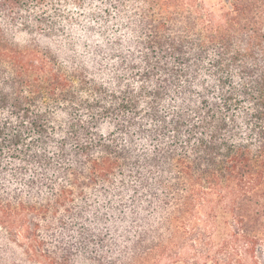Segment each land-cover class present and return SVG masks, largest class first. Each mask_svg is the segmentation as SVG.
<instances>
[{
  "label": "trees",
  "instance_id": "trees-1",
  "mask_svg": "<svg viewBox=\"0 0 264 264\" xmlns=\"http://www.w3.org/2000/svg\"><path fill=\"white\" fill-rule=\"evenodd\" d=\"M0 229L264 264V0H0Z\"/></svg>",
  "mask_w": 264,
  "mask_h": 264
},
{
  "label": "rangeland",
  "instance_id": "rangeland-1",
  "mask_svg": "<svg viewBox=\"0 0 264 264\" xmlns=\"http://www.w3.org/2000/svg\"><path fill=\"white\" fill-rule=\"evenodd\" d=\"M212 2L217 3V0H212ZM122 244L128 247V242L123 241ZM113 247L114 245L111 248ZM106 249L107 247L104 248V250ZM119 250H121L120 254L116 253L118 251L112 250H109L108 254L105 252L102 253L103 257L107 256V260H103V258L98 259L95 257H91L92 255H76L72 258L71 262H73V264H128V248L125 249L123 247H120ZM109 257L111 258L108 260ZM0 264L36 263L29 259L28 254L25 252V245L19 239L13 238L4 230L0 229Z\"/></svg>",
  "mask_w": 264,
  "mask_h": 264
}]
</instances>
